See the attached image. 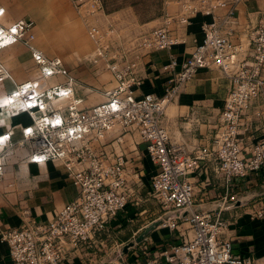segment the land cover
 Segmentation results:
<instances>
[{"label": "built area", "instance_id": "2783aa9c", "mask_svg": "<svg viewBox=\"0 0 264 264\" xmlns=\"http://www.w3.org/2000/svg\"><path fill=\"white\" fill-rule=\"evenodd\" d=\"M70 2L84 16L97 55L104 57L108 54L105 37L113 29L104 30L91 21L106 14L102 0ZM239 2L179 0L178 30L198 13L211 15L212 20L203 22V39L183 62L173 56L160 68L168 74L162 95H136L144 82L140 60L110 57L108 67L116 84L104 90V101L90 106L78 94V81L63 59L48 56L36 46V22L23 18L4 25L5 8L0 7V49L24 44L39 71L37 78L17 84L5 96L4 109L11 115L27 113L31 123L21 128L19 139L12 129L0 135V176L8 156L17 147H26L29 162H61L77 188V195L54 218L45 222L23 218L21 225L1 231L13 264H69L86 249L106 246L110 224L125 211L135 191L127 170L136 158L116 151L107 138L116 130L137 134L135 145L156 168L150 178L151 193L165 210L158 227L177 234L175 242L160 247L148 236L136 242L143 264H264L235 251L228 236L231 223L225 217V212L247 205L248 199L241 197L248 187L247 178L264 171V128L260 138L244 143L254 117L264 114V14L246 25L242 36L236 14ZM223 7L227 9L220 14ZM169 22L142 32L128 50L148 53L184 42L171 31ZM214 69L228 79L229 90L214 120L213 136L201 144L173 143L164 122L167 106L196 73ZM8 77L10 73L0 62V81ZM116 141L122 144L124 138L118 136ZM197 172L206 176L207 184L213 177L224 183V192L217 193L213 208L196 204V185L190 177ZM252 214L264 219V201ZM122 255V251L117 253ZM109 262L124 264L114 259Z\"/></svg>", "mask_w": 264, "mask_h": 264}, {"label": "crops", "instance_id": "0c3cea01", "mask_svg": "<svg viewBox=\"0 0 264 264\" xmlns=\"http://www.w3.org/2000/svg\"><path fill=\"white\" fill-rule=\"evenodd\" d=\"M30 1L0 0V7L5 8L1 23L9 25L17 20L30 18ZM226 9L225 7L219 8L218 12L222 14ZM236 14L240 21L238 32L242 33L243 36L245 26L251 22H256V18L260 14H264V0H240L237 4ZM211 20V15L198 13L191 18L188 26L176 33L183 37L184 42L174 45L171 49L157 50L148 55L141 52L139 58L140 73L144 77V82L136 91V95L148 92L162 95L168 74L162 72L160 68L167 64L173 56L180 63L183 62L190 55L195 44L203 39V22ZM35 43L45 52L37 41ZM0 62L11 76L0 81V135L12 129L14 138L19 139L22 135L21 128L30 124L31 118L27 113L11 115L7 112L4 109L5 96L17 84L37 78L39 71L31 51L22 43L1 48ZM210 71L212 70H207V72ZM209 74H207L208 80H205V85L202 82L203 79L199 77L181 92L178 101L167 106L164 122L169 129L173 143L178 145L201 144L208 142L213 136L214 128L205 123L208 121L205 111L210 110L212 106L220 108L219 111L224 107L229 83L218 72ZM55 81L52 80V82ZM86 103H89V99L85 100V105L89 106ZM261 107L264 109V105ZM187 118L190 121H184ZM263 128L264 114L259 119L254 117L251 128L245 132V145H249L253 140L259 138ZM28 156V148L17 147L8 156L4 174L0 176V264H13L9 255V246L1 240L2 230L21 225L23 218H35L40 222L48 221L54 218L58 211L77 195V188L68 177L61 162L33 163L27 160ZM155 169V165L146 156L144 158V171L141 174L144 172L148 175L153 174ZM190 180L196 185V204L205 209L215 207L214 200L217 193L224 192L223 181L213 177L210 184H207L206 176L198 174V172L193 173ZM247 180L248 187L246 189L249 190V193H253L260 185L264 187V171L249 175ZM145 181L149 183L150 177L146 178ZM257 194L255 191L252 196ZM240 208L242 207L225 212V217L231 223L228 236L233 240L234 249L237 253L250 255L263 262L264 224H246L248 215H244L243 209ZM127 216V214H120L110 226L117 225ZM262 222L264 223V220ZM144 227V230L139 228L137 231L140 232L135 231L134 234L139 233L138 238L143 234L149 236L156 247L176 241L177 234L168 228L148 229V225ZM92 255L91 250L86 249L69 264H89ZM114 261L124 264L144 263L140 246L135 244L128 249H123V255L117 256ZM90 264H96V262Z\"/></svg>", "mask_w": 264, "mask_h": 264}, {"label": "rangeland", "instance_id": "374dc122", "mask_svg": "<svg viewBox=\"0 0 264 264\" xmlns=\"http://www.w3.org/2000/svg\"><path fill=\"white\" fill-rule=\"evenodd\" d=\"M102 2L106 14L92 17L91 21L98 23L104 30L113 29V32L105 37L108 54L104 57L97 55L96 44L89 35L85 18L71 4L70 0L30 1L31 15L29 17L34 19L37 24V43L49 56H61L67 68L78 81V94L84 100L89 99V103H86L89 106L104 101V90L116 84L114 75L108 67L110 57L119 61L140 60L142 50L135 48L129 51L128 49L135 46L134 41L140 37L142 32L162 27L166 24V20L170 21L168 26L171 31L174 33L180 31L175 19L181 8L179 0H102ZM121 49H124L123 52L120 51ZM149 53L151 52L145 53V55ZM120 54H124V57L121 58ZM213 72L223 75L218 69L210 72H198L182 88L181 92L199 77L204 80L202 82L205 85V80H208L207 74ZM219 109L212 106L210 110L205 111V116L212 120L205 123L213 128L214 120L220 112ZM184 121L188 122L190 119L187 118ZM118 136L124 138L122 144L116 141ZM107 138L116 151H123L128 157L136 158L127 170V177L135 191L130 197L128 207L122 212V215L127 214L128 216L117 225L109 226V232L105 235L106 246L99 245L92 249L93 255L89 259V264L92 262L110 264L109 260L117 258V253L123 252V249L125 250L130 243L138 242L139 233L135 235V231L139 228L144 230V226L147 225L148 229L156 228L159 226V219L165 216L162 205L151 193L150 181L149 183L145 181L146 178H151L152 174L148 175L145 172L141 174L144 171L146 155L133 141V138L137 140V134L134 136L132 132L116 130L111 132ZM255 191L258 194L252 196ZM255 191L249 193V190L246 189L241 195L248 199L247 205L240 208L243 209L244 215H248L246 224H264L262 222L264 219L252 214L259 207L260 202L264 201V187L260 185ZM158 228L160 229V227Z\"/></svg>", "mask_w": 264, "mask_h": 264}, {"label": "water", "instance_id": "95a60500", "mask_svg": "<svg viewBox=\"0 0 264 264\" xmlns=\"http://www.w3.org/2000/svg\"><path fill=\"white\" fill-rule=\"evenodd\" d=\"M141 239H142V236H140V237L138 238V241H140ZM134 244H135L134 242L130 243L129 246H128L126 249L132 247Z\"/></svg>", "mask_w": 264, "mask_h": 264}, {"label": "snow or ice", "instance_id": "6c2138e0", "mask_svg": "<svg viewBox=\"0 0 264 264\" xmlns=\"http://www.w3.org/2000/svg\"><path fill=\"white\" fill-rule=\"evenodd\" d=\"M13 31H15V30H13Z\"/></svg>", "mask_w": 264, "mask_h": 264}]
</instances>
